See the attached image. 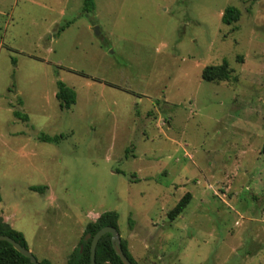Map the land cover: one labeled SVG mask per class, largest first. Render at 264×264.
Segmentation results:
<instances>
[{
	"label": "rangeland",
	"instance_id": "rangeland-1",
	"mask_svg": "<svg viewBox=\"0 0 264 264\" xmlns=\"http://www.w3.org/2000/svg\"><path fill=\"white\" fill-rule=\"evenodd\" d=\"M82 7L0 0V218L54 264L107 210L137 264H264V0ZM224 59L237 80L202 78Z\"/></svg>",
	"mask_w": 264,
	"mask_h": 264
},
{
	"label": "trees",
	"instance_id": "trees-1",
	"mask_svg": "<svg viewBox=\"0 0 264 264\" xmlns=\"http://www.w3.org/2000/svg\"><path fill=\"white\" fill-rule=\"evenodd\" d=\"M83 11L91 12L95 9V0H83ZM241 11L234 5H229L225 8L222 21L225 24H231L239 20ZM69 24V23H68ZM64 26L60 27L63 30ZM13 62L16 60L13 58ZM233 69L230 67L228 61L224 59L219 64L207 65L202 70V78L207 81H218V80H237L238 77L232 74ZM56 97L60 102L62 108H70L77 101L76 91L67 85L64 81H57ZM20 104L22 100L20 99ZM13 115L24 122H29L30 117L27 113L21 110L14 109ZM37 138L45 142L59 143L65 134L50 135L44 132L37 134ZM261 152L264 153V141L262 144ZM31 190L44 193L47 189V185H32ZM2 196L0 193V200ZM192 199L190 192L185 193L176 205L168 212V216L171 220H175L188 206ZM119 214L115 210H107L99 214L95 220L87 222L83 234L79 240V243L75 246L72 252L68 255L66 264H90L91 263V244L92 237L104 226H114L119 229ZM135 222L132 217L129 218V226L132 228ZM0 234L9 235L16 241L20 242L23 246L28 247L27 241L24 237L23 232L15 229L4 219L0 218ZM87 234L91 237L86 239ZM110 233L104 234L96 248V263L95 264H124L120 256L116 253L112 245V238ZM122 248L128 258L137 264L134 257L132 256L128 242L126 239L121 238ZM40 264H54L49 258L38 259ZM0 264H33L29 257L19 252L10 242L6 240H0Z\"/></svg>",
	"mask_w": 264,
	"mask_h": 264
},
{
	"label": "water",
	"instance_id": "water-1",
	"mask_svg": "<svg viewBox=\"0 0 264 264\" xmlns=\"http://www.w3.org/2000/svg\"><path fill=\"white\" fill-rule=\"evenodd\" d=\"M110 233L112 238V245L116 253L120 256L124 264H133V262L128 258V256L125 254L122 244H121V234L119 232V229L114 226H104L100 230L96 232V234L92 237V244H91V263H96V248L97 244L100 240V238L106 234ZM91 235L87 234L85 237L86 239L90 238ZM0 240H6L10 242L19 252H21L23 255L30 258L31 262L33 264H40L38 258L33 254V252L26 246H23L20 242L16 241L9 235L0 234Z\"/></svg>",
	"mask_w": 264,
	"mask_h": 264
},
{
	"label": "crops",
	"instance_id": "crops-1",
	"mask_svg": "<svg viewBox=\"0 0 264 264\" xmlns=\"http://www.w3.org/2000/svg\"><path fill=\"white\" fill-rule=\"evenodd\" d=\"M98 216H99V214H98ZM4 219H6V218H4ZM7 222H8V221H7ZM8 223H9V222H8ZM85 223H87V221H85ZM9 224H10V223H9ZM10 225H11V224H10ZM82 232H83V231H82ZM82 232L80 233V235L82 234ZM119 232H120V231H119ZM74 248H75V247H74ZM74 248H73V249H74ZM73 249H72V250H73ZM71 252H72V251H70V253H71ZM70 253H69V254H70ZM51 261H52V260H51Z\"/></svg>",
	"mask_w": 264,
	"mask_h": 264
}]
</instances>
